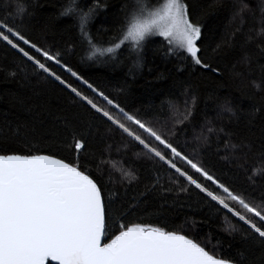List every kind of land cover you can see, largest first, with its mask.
I'll return each instance as SVG.
<instances>
[{
  "label": "trees",
  "instance_id": "trees-1",
  "mask_svg": "<svg viewBox=\"0 0 264 264\" xmlns=\"http://www.w3.org/2000/svg\"><path fill=\"white\" fill-rule=\"evenodd\" d=\"M131 2L101 0L103 7L88 25L98 47L111 46L123 9ZM89 3L0 0V17L10 18L38 46L60 53L62 62L82 80L165 134L234 193L260 206L264 202V0H186L190 18L202 25L201 55L217 72L192 64L186 54L168 55L167 42L158 37L148 38L139 56L125 45L113 54L89 59L92 49L81 43L77 20L60 15L69 6L86 11ZM51 66L106 106L70 73ZM75 138L86 143L79 154L80 167L103 192L104 242L118 234L121 223H139L184 234L233 264H264V245L247 225L187 185L158 158H149L137 142L0 42V154H50L76 162ZM128 173L135 177L131 182ZM177 181L188 191H182ZM227 202L239 210V205Z\"/></svg>",
  "mask_w": 264,
  "mask_h": 264
},
{
  "label": "snow or ice",
  "instance_id": "snow-or-ice-1",
  "mask_svg": "<svg viewBox=\"0 0 264 264\" xmlns=\"http://www.w3.org/2000/svg\"><path fill=\"white\" fill-rule=\"evenodd\" d=\"M72 4L76 5V0H72ZM85 7L86 11L69 6L62 9L60 15L77 20L81 43L86 42L92 49L89 59L97 54H113L125 45L139 56L145 41L158 36L167 42L168 55L186 54L192 64L217 72L201 55L198 41L202 25L190 18L186 0H132L123 9V19L117 35L110 41L111 46L104 48L97 46L88 27L103 7L101 0H90ZM0 42L73 93L98 118L110 122V127L115 126L137 142L150 154L149 158H158L187 185L247 225L264 245V202L257 206L234 193L206 167L179 150L165 134L82 80L62 62L60 53L45 50L27 38L13 26L10 18L0 17ZM25 46L39 54V58ZM51 65L59 66L76 81L87 84L106 106L63 79ZM73 147L76 162H65L50 154H0V264H233L229 259L217 258L184 234L139 223L131 226L121 223L118 234L104 242L107 212L103 192L80 167L79 154L86 149L85 141L75 138ZM181 163L184 167L179 166ZM127 176L129 182L135 179L131 173ZM212 186L225 195H218ZM180 189L188 191L183 183ZM228 200L239 205V210Z\"/></svg>",
  "mask_w": 264,
  "mask_h": 264
},
{
  "label": "rangeland",
  "instance_id": "rangeland-1",
  "mask_svg": "<svg viewBox=\"0 0 264 264\" xmlns=\"http://www.w3.org/2000/svg\"><path fill=\"white\" fill-rule=\"evenodd\" d=\"M155 37H158V36H155ZM151 38V37H150ZM158 38H161V37H158ZM162 39V38H161ZM25 47H27V46H25ZM31 50V49H30ZM31 51H33L34 52V50H31ZM57 66V65H56ZM57 67H59V66H57ZM68 73V72H67ZM81 83V82H80ZM84 87H86L87 88V84H84V83H81ZM88 89V88H87ZM89 91H91L90 89H88ZM95 94V93H94ZM99 97V96H98ZM101 98V97H100ZM102 99V98H101ZM210 183V182H209ZM215 187V186H214ZM220 191V190H219ZM222 193V192H221ZM225 195V194H224Z\"/></svg>",
  "mask_w": 264,
  "mask_h": 264
},
{
  "label": "water",
  "instance_id": "water-1",
  "mask_svg": "<svg viewBox=\"0 0 264 264\" xmlns=\"http://www.w3.org/2000/svg\"><path fill=\"white\" fill-rule=\"evenodd\" d=\"M105 238V237H104ZM52 264H54V262H52Z\"/></svg>",
  "mask_w": 264,
  "mask_h": 264
},
{
  "label": "flooded vegetation",
  "instance_id": "flooded-vegetation-1",
  "mask_svg": "<svg viewBox=\"0 0 264 264\" xmlns=\"http://www.w3.org/2000/svg\"><path fill=\"white\" fill-rule=\"evenodd\" d=\"M104 240H105V238H104Z\"/></svg>",
  "mask_w": 264,
  "mask_h": 264
}]
</instances>
